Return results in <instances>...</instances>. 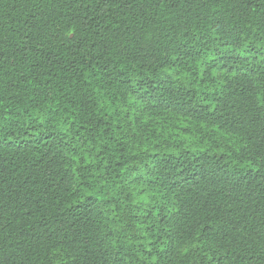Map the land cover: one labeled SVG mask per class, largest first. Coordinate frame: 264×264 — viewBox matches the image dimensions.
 I'll return each instance as SVG.
<instances>
[{
	"label": "trees",
	"instance_id": "obj_1",
	"mask_svg": "<svg viewBox=\"0 0 264 264\" xmlns=\"http://www.w3.org/2000/svg\"><path fill=\"white\" fill-rule=\"evenodd\" d=\"M0 264H264V0H0Z\"/></svg>",
	"mask_w": 264,
	"mask_h": 264
}]
</instances>
